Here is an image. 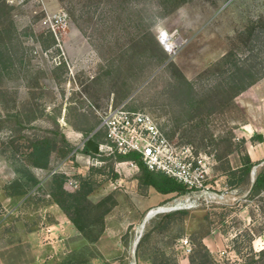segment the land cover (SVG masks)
I'll use <instances>...</instances> for the list:
<instances>
[{"label": "rangeland", "instance_id": "obj_1", "mask_svg": "<svg viewBox=\"0 0 264 264\" xmlns=\"http://www.w3.org/2000/svg\"><path fill=\"white\" fill-rule=\"evenodd\" d=\"M59 10L69 23L57 39L46 19ZM160 29L185 40L175 53ZM236 63L247 76L236 79ZM123 102L152 114L175 144L209 155L207 184L223 186L264 132V0H0V264H193L201 243L235 261L234 239L245 252L249 230L264 248V190H252L264 160L229 185L227 200L154 213L140 231L175 193L140 188L136 167L78 148ZM58 130L75 149L53 153L49 168L31 166L30 140ZM104 164L118 177L100 176L79 229L51 200L52 172H66L75 190L69 178ZM30 174L39 182L28 194H7Z\"/></svg>", "mask_w": 264, "mask_h": 264}, {"label": "built area", "instance_id": "obj_2", "mask_svg": "<svg viewBox=\"0 0 264 264\" xmlns=\"http://www.w3.org/2000/svg\"><path fill=\"white\" fill-rule=\"evenodd\" d=\"M25 1L28 0H19L20 3ZM46 20L51 32L58 39L61 30L68 26L69 15L65 10H59L49 14ZM157 37L169 53H175L180 44L185 42L183 38L177 36L176 32L172 33L166 29H160ZM97 130H103L106 133L105 141L99 143V154L137 152L149 169L163 172L186 186L185 193L175 194L173 200L164 204V207L197 208L204 205L209 207L215 202L221 203L224 199H228L230 189L228 182L222 186L216 179L214 183L207 184L211 169L210 156L203 153L197 154L191 144H175L152 114L131 109L127 102L111 105L104 114H101ZM91 136L92 134L89 137ZM89 137L84 138L78 148H84ZM125 164L139 169L135 160L118 162V165ZM59 172L66 174L60 170H54L52 173ZM68 181L70 185L78 187V180L69 178Z\"/></svg>", "mask_w": 264, "mask_h": 264}, {"label": "trees", "instance_id": "obj_3", "mask_svg": "<svg viewBox=\"0 0 264 264\" xmlns=\"http://www.w3.org/2000/svg\"><path fill=\"white\" fill-rule=\"evenodd\" d=\"M155 45L159 47L156 42ZM161 51V49L159 48ZM247 72L241 65L236 63V79L238 77L243 78L247 76ZM239 80V79H238ZM254 81L249 82L247 84H243V82H237V85L241 89H246L249 85H252ZM129 107V106H128ZM131 108V107H129ZM133 109V108H131ZM139 110V109H135ZM143 111V110H142ZM101 121V120H100ZM100 124V122H99ZM83 131V130H82ZM103 130H97L92 134L91 138L101 143L104 142L103 137H100L101 132ZM54 136H50L48 134H44L41 136H37L30 140V144L28 146V158L30 161V165L34 167L40 168H49L50 159L53 153H58L62 157L70 154L75 146L71 143L66 135L58 131H52ZM85 133V138L89 137L92 131H88L85 129L83 131ZM105 132V131H103ZM167 134V133H166ZM106 137V133H105ZM264 137L261 134H254L251 137L252 142L254 141H263ZM84 153H87L93 157H105L103 154H95L88 150L86 145L83 148ZM107 156V155H106ZM111 158H115L118 161L125 160H135L139 166L140 174L138 175V184L140 188H149L154 187L158 192L168 194L175 193L177 195L183 194L187 191L186 186L175 180L174 178L166 175L160 171H153L147 167V165L143 162L141 155L137 152H131L128 154H112L109 155ZM110 158V157H109ZM102 160L105 161L103 158ZM261 161H253L248 153L246 152L242 158L241 163L237 168H233L230 172H228L227 182L231 186H237L240 182L243 181L245 176H249L253 167L260 164ZM107 166L110 168L109 172H107ZM109 173V174H108ZM112 173V174H110ZM109 175L113 179H117L118 173L114 172L113 165H102V166H91L89 169V173L86 176L79 177V184L75 190H69L66 187L67 175L65 173H54L51 178V189H50V197L51 200L56 203L74 222V224L82 229L81 224L79 223L78 218L76 217L77 213L80 211L81 206L88 201L89 196L98 189L102 182L105 179H101L102 175ZM31 182L33 185L38 184L39 180L34 174H30L28 180L23 182L21 179H16L10 186L7 187V194L9 196H24L28 194L32 190V186L28 183ZM253 191H261L264 190V169H262L256 176L255 181L252 186ZM185 213V211H182ZM247 236V244L245 247V252H242L239 248V239H234V248L239 254L240 258L232 261V260H220L218 259L213 252L204 244L201 243L198 250L196 249L194 255L192 256L191 263L193 264H264V248L260 250H256L253 245V241L257 233L253 230H249L246 233ZM154 264H165L164 262L154 263Z\"/></svg>", "mask_w": 264, "mask_h": 264}, {"label": "crops", "instance_id": "obj_4", "mask_svg": "<svg viewBox=\"0 0 264 264\" xmlns=\"http://www.w3.org/2000/svg\"><path fill=\"white\" fill-rule=\"evenodd\" d=\"M259 133H261V135H263L264 137V132ZM247 153L250 158L255 162L264 160V139L263 141L251 142L250 145L248 144ZM56 207H58L57 204Z\"/></svg>", "mask_w": 264, "mask_h": 264}, {"label": "water", "instance_id": "obj_5", "mask_svg": "<svg viewBox=\"0 0 264 264\" xmlns=\"http://www.w3.org/2000/svg\"><path fill=\"white\" fill-rule=\"evenodd\" d=\"M97 128L95 129L94 133L96 132ZM99 142H97L96 140H94L93 138L89 137L87 140H86V147L88 148V150L92 153H95V154H99L100 150H99ZM252 173H254V169L252 170ZM151 214H149L145 221L148 220L150 218Z\"/></svg>", "mask_w": 264, "mask_h": 264}, {"label": "bare ground", "instance_id": "obj_6", "mask_svg": "<svg viewBox=\"0 0 264 264\" xmlns=\"http://www.w3.org/2000/svg\"><path fill=\"white\" fill-rule=\"evenodd\" d=\"M171 209H175V208H166V207H160L159 209H155V210H152L151 212H150V214L152 215V214H154V213H157V212H164V211H168V210H171ZM149 213V212H148ZM144 220V219H143ZM145 224H146V221L145 222H143L142 224H141V227H140V231H143L142 229L145 227ZM139 226V225H138ZM139 231V230H138Z\"/></svg>", "mask_w": 264, "mask_h": 264}]
</instances>
